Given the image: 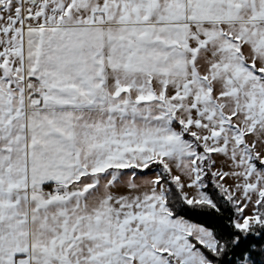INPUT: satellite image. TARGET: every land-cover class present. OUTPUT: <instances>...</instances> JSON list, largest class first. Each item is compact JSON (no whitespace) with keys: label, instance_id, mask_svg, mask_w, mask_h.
Listing matches in <instances>:
<instances>
[{"label":"snow or ice","instance_id":"obj_1","mask_svg":"<svg viewBox=\"0 0 264 264\" xmlns=\"http://www.w3.org/2000/svg\"><path fill=\"white\" fill-rule=\"evenodd\" d=\"M0 264H264V0H0Z\"/></svg>","mask_w":264,"mask_h":264}]
</instances>
